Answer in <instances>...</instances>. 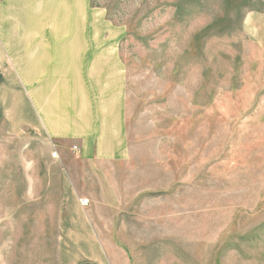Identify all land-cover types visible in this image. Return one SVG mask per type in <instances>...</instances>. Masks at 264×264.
<instances>
[{
    "label": "rangeland",
    "instance_id": "1",
    "mask_svg": "<svg viewBox=\"0 0 264 264\" xmlns=\"http://www.w3.org/2000/svg\"><path fill=\"white\" fill-rule=\"evenodd\" d=\"M89 3L110 25L91 35L115 38L122 92L63 95L78 119L91 104L114 112L89 142L75 124L59 140L0 124V264L76 263L62 236L66 174L91 196L83 214L112 264H264V46L243 29L260 3Z\"/></svg>",
    "mask_w": 264,
    "mask_h": 264
},
{
    "label": "crops",
    "instance_id": "2",
    "mask_svg": "<svg viewBox=\"0 0 264 264\" xmlns=\"http://www.w3.org/2000/svg\"><path fill=\"white\" fill-rule=\"evenodd\" d=\"M256 1L260 7L246 13L243 29L264 46V0ZM93 10L89 0H0V124H5L9 137L59 140L69 136L75 124L73 138L89 142V135L98 132L94 126L101 124L99 115L105 120L113 116L114 112L105 109L104 113H89L92 104L84 109L83 120L70 109L64 110L63 95L121 93L124 86L125 70L115 51V38L107 32L100 39L98 33L92 36L89 32L99 22L110 28L101 21L103 15L96 13L91 18ZM76 148V155L82 150L89 158L94 154L89 145ZM63 181L62 205L67 214L62 236L75 246V264H112L99 242L100 235L83 214L89 207H83L81 200L91 196L77 189L70 175ZM83 238L88 240L85 252L78 248Z\"/></svg>",
    "mask_w": 264,
    "mask_h": 264
},
{
    "label": "built area",
    "instance_id": "3",
    "mask_svg": "<svg viewBox=\"0 0 264 264\" xmlns=\"http://www.w3.org/2000/svg\"><path fill=\"white\" fill-rule=\"evenodd\" d=\"M75 149H77V148L75 147ZM57 156H58V153H57V152H55V153L52 154V157H53V158H58ZM89 204H90L89 200H87V199H82V200H81V205H82L83 207H88Z\"/></svg>",
    "mask_w": 264,
    "mask_h": 264
}]
</instances>
